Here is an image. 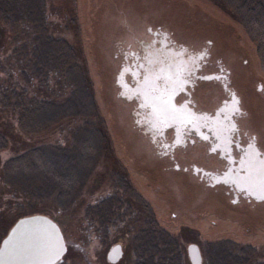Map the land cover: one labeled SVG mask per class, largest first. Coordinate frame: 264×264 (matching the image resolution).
Wrapping results in <instances>:
<instances>
[{
	"label": "rangeland",
	"instance_id": "1",
	"mask_svg": "<svg viewBox=\"0 0 264 264\" xmlns=\"http://www.w3.org/2000/svg\"><path fill=\"white\" fill-rule=\"evenodd\" d=\"M69 2L67 13L74 22L68 39L73 51L78 48L82 53L83 91L73 92L64 106L59 105L55 99L61 92L38 90V70L31 67L28 75L34 90L25 94L44 91L57 104L36 107L35 97L24 98L26 128L17 124L13 109L2 107L6 102L1 99L0 130L6 142L0 147V239L18 216L44 213L57 222L66 242L62 260L52 264H135L137 242H132V235L137 225H131L129 215L123 217L122 204L116 207L117 219L108 223L102 211H96L107 208V193L115 201L127 188L130 195L123 196L130 199L128 209L134 207L136 218L143 220L141 210L147 204L157 225L178 239V264H190L188 242L198 245L202 264H209L206 243L212 240L264 247V203H233L222 186H202L192 173L174 169L168 160L152 154L140 132L128 123L131 114L112 83L120 55L115 54L118 41L140 36L145 24H163L181 41L209 39L213 56L229 66L248 112L246 120L264 144V97L253 83L258 79L264 84V71L255 43L241 23L217 0ZM76 94L87 95L83 110ZM14 99L20 102L15 96L10 102ZM206 99L204 93L200 100ZM32 147H38L41 160L29 153L31 163L25 167L9 161ZM214 156L204 161L203 146L194 145L177 161L210 164ZM123 220L130 222L114 228ZM116 241L123 252L116 262H109L105 252Z\"/></svg>",
	"mask_w": 264,
	"mask_h": 264
},
{
	"label": "flooded vegetation",
	"instance_id": "2",
	"mask_svg": "<svg viewBox=\"0 0 264 264\" xmlns=\"http://www.w3.org/2000/svg\"><path fill=\"white\" fill-rule=\"evenodd\" d=\"M143 32L118 41L115 52L120 55L112 83L131 114L128 123L152 154L192 173L202 186H222L233 203H264L259 198L264 195V144L246 120L248 112L229 66L213 56L209 39L181 41L163 24H145ZM253 83L264 97V84L258 79ZM204 93L205 102L200 100ZM194 145L203 146L204 161L212 154L214 161L179 163L178 157ZM123 195L119 205L124 210L131 202Z\"/></svg>",
	"mask_w": 264,
	"mask_h": 264
},
{
	"label": "trees",
	"instance_id": "3",
	"mask_svg": "<svg viewBox=\"0 0 264 264\" xmlns=\"http://www.w3.org/2000/svg\"><path fill=\"white\" fill-rule=\"evenodd\" d=\"M61 1L0 0V104L4 98L6 103L2 107L13 109L17 124L24 128L27 126L25 113L22 111L24 107L21 105L24 98L35 97L33 100L36 107L44 103L56 105L57 102L64 106L73 92L83 91L80 89L84 77L82 53L78 48L73 51L71 41L69 42L68 39L70 32L73 33L68 30L73 26L74 17L67 13L70 9L69 0ZM217 1L241 23L255 43L260 67L264 71V0ZM33 66L38 70L37 89L45 87V92L47 89L55 94L61 92L55 99L57 102L49 99L50 96H47L49 94L45 95L44 91L41 94H37L38 91L27 94L28 90H34L33 82L28 75ZM14 96L19 98L20 102L14 103V99L11 101L12 104L10 100ZM86 96L76 94V97L80 99L77 103L82 110L88 105ZM5 142L6 135L0 130V147ZM29 153L35 154L32 156L38 160L42 158L38 147H32L14 155L9 161L16 167H25L31 163ZM118 196L115 197L117 199L115 201L112 196L109 197L107 208L103 207V210L101 207L97 208V212L102 211L105 221H111V215L122 198L121 195ZM128 208L129 206L123 210V217L129 215L132 219L131 225H137L132 235V242H137L133 246L135 247V264H178V257H180L178 239L157 225L147 204H144L141 210V215L144 216L141 221L136 218V212ZM126 209L129 213H125ZM125 222L130 221H124L114 228L121 225L127 226ZM207 248L209 252L206 257L210 256L209 264H264L262 245L253 246L225 238L207 242L206 250ZM61 260L62 257L54 263H59Z\"/></svg>",
	"mask_w": 264,
	"mask_h": 264
},
{
	"label": "water",
	"instance_id": "4",
	"mask_svg": "<svg viewBox=\"0 0 264 264\" xmlns=\"http://www.w3.org/2000/svg\"><path fill=\"white\" fill-rule=\"evenodd\" d=\"M224 123L227 122L224 120ZM66 242L59 225L44 213L18 216L0 239V264H52L62 257ZM122 255L121 244H110L105 252L109 262ZM186 255L190 264H202L195 242H188Z\"/></svg>",
	"mask_w": 264,
	"mask_h": 264
},
{
	"label": "snow or ice",
	"instance_id": "5",
	"mask_svg": "<svg viewBox=\"0 0 264 264\" xmlns=\"http://www.w3.org/2000/svg\"><path fill=\"white\" fill-rule=\"evenodd\" d=\"M262 167H264V163H262ZM261 200H264V195H262L261 197H259Z\"/></svg>",
	"mask_w": 264,
	"mask_h": 264
}]
</instances>
